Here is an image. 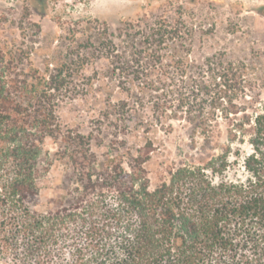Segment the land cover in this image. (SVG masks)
Segmentation results:
<instances>
[{
	"label": "rangeland",
	"instance_id": "374dc122",
	"mask_svg": "<svg viewBox=\"0 0 264 264\" xmlns=\"http://www.w3.org/2000/svg\"><path fill=\"white\" fill-rule=\"evenodd\" d=\"M162 23L173 33L158 44L150 35ZM0 48L25 69L65 70L56 114L65 134L82 136L74 160L127 168L150 149V189L212 156L225 161L222 176H244L241 158L215 156L232 122L264 100V0H0ZM198 115L216 119L210 138L188 120ZM64 146L44 141L53 161L36 211L66 201Z\"/></svg>",
	"mask_w": 264,
	"mask_h": 264
},
{
	"label": "trees",
	"instance_id": "16d2710c",
	"mask_svg": "<svg viewBox=\"0 0 264 264\" xmlns=\"http://www.w3.org/2000/svg\"><path fill=\"white\" fill-rule=\"evenodd\" d=\"M172 29L162 23L150 36L163 43ZM20 61L0 48V264H264V100L232 122L215 156L241 158L244 176H222L225 161L212 156L171 169L150 189V149L127 168L74 160L82 136L65 134L56 114L65 70L47 63L40 73ZM188 120L212 136L215 118ZM46 138L65 143L66 201L39 212V180L53 161Z\"/></svg>",
	"mask_w": 264,
	"mask_h": 264
}]
</instances>
